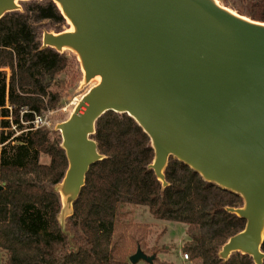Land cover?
<instances>
[{
	"label": "water",
	"instance_id": "1",
	"mask_svg": "<svg viewBox=\"0 0 264 264\" xmlns=\"http://www.w3.org/2000/svg\"><path fill=\"white\" fill-rule=\"evenodd\" d=\"M28 1L42 0H0V20ZM52 1L72 31H45L41 50L73 53L82 88L96 82L55 129L68 160L56 186L67 217L90 169L106 158L92 138L97 122L109 112L127 115L150 138L149 168L164 189L175 159L243 199L227 211L245 229L220 259L240 253L264 264V23L223 0ZM156 259L139 247L129 260Z\"/></svg>",
	"mask_w": 264,
	"mask_h": 264
},
{
	"label": "trees",
	"instance_id": "2",
	"mask_svg": "<svg viewBox=\"0 0 264 264\" xmlns=\"http://www.w3.org/2000/svg\"><path fill=\"white\" fill-rule=\"evenodd\" d=\"M241 16L264 23V0H249ZM22 3L21 11L0 20V251L4 264H131L127 233L134 208L148 209L161 221L187 226L183 253L196 264H254L240 253L220 259L222 247L245 229L246 221L228 208L243 199L207 183L190 167L171 159L168 187L149 166L151 140L129 116L105 114L92 137L106 158L94 165L68 219L71 238L61 228L62 203L56 186L68 160L60 134L35 129L36 116L58 110L60 76L76 59L54 49L41 50L45 31L64 32L67 21L52 0ZM15 128V129H13ZM19 133L18 135H16ZM49 160V161H48ZM134 241V238H130ZM264 253V244L262 246Z\"/></svg>",
	"mask_w": 264,
	"mask_h": 264
},
{
	"label": "rangeland",
	"instance_id": "3",
	"mask_svg": "<svg viewBox=\"0 0 264 264\" xmlns=\"http://www.w3.org/2000/svg\"><path fill=\"white\" fill-rule=\"evenodd\" d=\"M18 4L20 6L22 5V3ZM231 4L236 8L243 9L249 6V0H232ZM70 29L71 26L67 23V27H65L64 30L66 31ZM65 53H67L70 58L74 60L76 59L78 62L77 57L73 53L68 51ZM59 79L63 82L61 88V106L58 110L49 112L43 116L47 121L45 127L54 131H56L55 129L58 124L69 119L76 104L88 92V90L96 84V82H93L89 86L82 88L83 73L80 64L78 67L73 66L72 69L67 70ZM1 134L0 115V137ZM18 134L19 133L16 135ZM132 210L133 222H130L132 227L129 230L130 232L127 233V236L134 238V241L128 238V243L125 244L128 258L136 254L140 247L148 256L155 255L157 257L154 264H196L191 262L190 259L186 260V254L183 253V247L189 241L186 225L156 220L150 215L148 209L143 207L134 208ZM68 219L69 218L62 207L58 221L63 231L72 238L73 234L70 230L71 228L68 224ZM2 256V252L0 251V264H4Z\"/></svg>",
	"mask_w": 264,
	"mask_h": 264
},
{
	"label": "built area",
	"instance_id": "4",
	"mask_svg": "<svg viewBox=\"0 0 264 264\" xmlns=\"http://www.w3.org/2000/svg\"><path fill=\"white\" fill-rule=\"evenodd\" d=\"M47 125V121L44 119V117L42 116H36L34 121H33V126L35 129L41 128V127H45ZM15 129V128H13ZM1 147V145H0ZM188 256L186 255V260H188Z\"/></svg>",
	"mask_w": 264,
	"mask_h": 264
},
{
	"label": "bare ground",
	"instance_id": "5",
	"mask_svg": "<svg viewBox=\"0 0 264 264\" xmlns=\"http://www.w3.org/2000/svg\"><path fill=\"white\" fill-rule=\"evenodd\" d=\"M69 31H72V29H70ZM81 114H83V112Z\"/></svg>",
	"mask_w": 264,
	"mask_h": 264
}]
</instances>
